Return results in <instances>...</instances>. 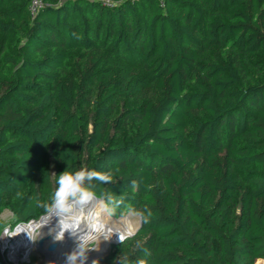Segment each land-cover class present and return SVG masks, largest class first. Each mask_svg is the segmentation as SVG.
<instances>
[{"label": "trees", "instance_id": "1", "mask_svg": "<svg viewBox=\"0 0 264 264\" xmlns=\"http://www.w3.org/2000/svg\"><path fill=\"white\" fill-rule=\"evenodd\" d=\"M40 1L0 0V230L86 168L151 213L98 264L264 260V0Z\"/></svg>", "mask_w": 264, "mask_h": 264}, {"label": "clouds", "instance_id": "2", "mask_svg": "<svg viewBox=\"0 0 264 264\" xmlns=\"http://www.w3.org/2000/svg\"><path fill=\"white\" fill-rule=\"evenodd\" d=\"M96 180L101 183L112 181L110 173H102L86 168L75 172L63 171L58 176L57 188L51 196L49 203L42 205L44 216L38 225L39 231H25L27 237L35 242L41 236V230L49 227V234H54L56 241H62L67 233L70 237L76 238V248L67 255L66 264H77L87 259V253L97 250L100 243L110 240L113 235H118L120 242L126 238L117 228L105 223V218L111 219L116 216L112 202L101 201L96 192L89 187L86 181ZM97 210L100 215L97 216ZM145 223L151 216H143ZM54 222V223H53ZM98 264V261H93Z\"/></svg>", "mask_w": 264, "mask_h": 264}, {"label": "bare ground", "instance_id": "3", "mask_svg": "<svg viewBox=\"0 0 264 264\" xmlns=\"http://www.w3.org/2000/svg\"><path fill=\"white\" fill-rule=\"evenodd\" d=\"M100 215V211L97 210V216ZM42 222V220L39 221H34L31 222L29 224H25V225H20L18 228H16L13 231L8 232L7 234L4 235V246L5 248H8L10 251L13 250L14 252V256L15 257H19L20 253L22 252L24 255H28L31 252H33L34 250L37 249H42L45 250L44 247L51 241H55L57 243H59V249H60V253L58 254V256H60V262H61V257L63 256V260L66 261V254L68 255L69 253H71V250H74L76 248V245L78 243V240L76 238L71 239L68 234H65V237L62 241H56L54 239V234H49V227H44L41 230V236L42 237H50V239L46 240V243L44 245V247L40 248L38 246V240L40 238H38L37 241L33 242L31 241L26 233H24L25 231L28 232H32L34 229L36 231H39L40 229L38 228V225ZM122 222V221H121ZM123 231L122 233L126 236V235H131L133 233H135L136 229L138 226L133 225L129 222L128 219L123 221ZM54 223V222H53ZM105 223H108L110 226L113 227V225H115L117 222L116 221H109L108 219H105ZM121 226V224L119 225ZM118 226V228H120ZM117 228V227H116ZM121 229V228H120ZM122 230V229H121ZM120 230V231H121ZM119 239L118 235L113 236L110 240H107L109 243H113L112 241H115L114 243L117 242V240ZM107 241H103L100 243L99 248L97 250H92L89 253H87V259L85 261H83V264H87L91 261H94L95 258L103 253L106 252V242ZM77 264H81L80 261L77 262ZM259 264H264V260H260Z\"/></svg>", "mask_w": 264, "mask_h": 264}, {"label": "rangeland", "instance_id": "4", "mask_svg": "<svg viewBox=\"0 0 264 264\" xmlns=\"http://www.w3.org/2000/svg\"><path fill=\"white\" fill-rule=\"evenodd\" d=\"M99 198V197H98ZM100 199V198H99ZM101 201H104L102 199H100ZM114 208V206H112ZM44 216V215H43ZM41 216L38 220L36 221H39V220H42L41 218L43 217ZM106 220L108 218H105ZM128 219L129 222L133 225H136V226H139L140 224V220H141V217L140 215H138V213L136 211H134L133 209L131 210H126L124 208H121V210L119 211V213L117 214L116 213V216L111 218V219H108L109 221H116L117 223L115 225H113V227H117V229L121 230V232L123 231V221ZM2 220H3V227L1 228L0 230V238L3 237V235L5 234V232L10 229V231H13L15 229V226L18 225V223L16 224H13L15 222V218H14V214L9 211V210H5L3 213H2ZM122 221V222H121ZM28 223V222H27ZM121 224V226H119ZM118 226L121 228H118ZM72 239V238H71ZM116 241V240H115ZM115 241H112V242H115ZM111 243V242H110ZM108 241L106 242V252H108L112 245H115V243H112L110 244ZM73 250H71L72 252ZM106 252H103L101 254H99L96 258H95V261H98L99 258L105 254ZM46 254L47 252L45 250H42V249H37V250H34L33 252H31V259H32V262L33 264H43L45 258H46ZM0 256H1V245H0ZM67 256V254H66ZM260 261V260H259ZM259 261L257 264H259ZM78 262V261H77ZM87 264H93V261L87 263Z\"/></svg>", "mask_w": 264, "mask_h": 264}, {"label": "built area", "instance_id": "5", "mask_svg": "<svg viewBox=\"0 0 264 264\" xmlns=\"http://www.w3.org/2000/svg\"><path fill=\"white\" fill-rule=\"evenodd\" d=\"M41 5V1L40 0H32L31 2V13L34 15L37 11V8ZM36 220H31L28 223H18L17 226H15V229L18 228L20 225H25V224H29L31 222H34ZM14 229V230H15ZM8 232H10V229H8L5 234H7ZM4 234V235H5ZM4 235L2 238H0V245H1V256H0V260L2 262V264H33L31 257V253L28 255H24L22 252L20 253L19 257H15L14 256V251L13 250H9L8 248H5L4 246ZM60 253V249L58 248V251L55 254H46V258L43 262V264H66V261L63 260V256L61 257V262H60V256H58V254Z\"/></svg>", "mask_w": 264, "mask_h": 264}, {"label": "water", "instance_id": "6", "mask_svg": "<svg viewBox=\"0 0 264 264\" xmlns=\"http://www.w3.org/2000/svg\"><path fill=\"white\" fill-rule=\"evenodd\" d=\"M43 218V217H42ZM41 218V219H42ZM140 226H141V220H140V224H139V226L137 227V229H136V231H135V233L137 232V230L140 228ZM135 233H133V234H131V235H126L125 237L126 238H128V237H131V236H133ZM69 236V235H68ZM113 236H115V235H113ZM70 237V236H69ZM70 238H72L73 239V237H70ZM125 238V239H126ZM48 239H50V237H42V238H40L39 240H38V246L40 247V248H42V247H44V245H45V243H46V240H48ZM120 242V240L118 239L117 240V242L115 243V244H118ZM114 243V242H113ZM59 243H57V242H55V241H51V242H49L45 247H44V249H45V251L47 252V253H49V254H55L57 251H58V248H59V245H58ZM110 244H112V243H110ZM0 264H2V262H1V260H0Z\"/></svg>", "mask_w": 264, "mask_h": 264}]
</instances>
